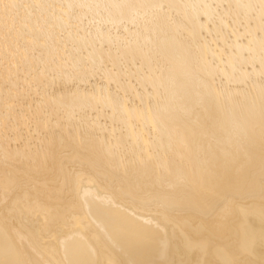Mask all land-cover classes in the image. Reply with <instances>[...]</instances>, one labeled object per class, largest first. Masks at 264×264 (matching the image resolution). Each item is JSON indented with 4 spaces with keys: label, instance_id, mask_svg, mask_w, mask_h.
<instances>
[{
    "label": "bare ground",
    "instance_id": "obj_1",
    "mask_svg": "<svg viewBox=\"0 0 264 264\" xmlns=\"http://www.w3.org/2000/svg\"><path fill=\"white\" fill-rule=\"evenodd\" d=\"M0 264H264V0H0Z\"/></svg>",
    "mask_w": 264,
    "mask_h": 264
}]
</instances>
